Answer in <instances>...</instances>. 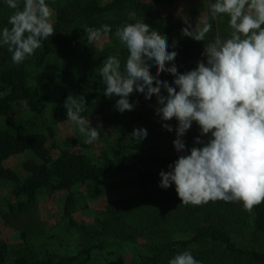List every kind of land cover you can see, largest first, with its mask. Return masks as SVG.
<instances>
[{
    "label": "rangeland",
    "instance_id": "rangeland-1",
    "mask_svg": "<svg viewBox=\"0 0 264 264\" xmlns=\"http://www.w3.org/2000/svg\"><path fill=\"white\" fill-rule=\"evenodd\" d=\"M213 2L46 0L53 9V25L61 11L69 24H61L64 31L59 33L64 37L59 38L60 45L53 43L44 57L36 50L24 63L29 83L44 96V117L54 133L47 145L53 142L57 146L51 156L59 157L61 150H68L97 166L113 164L116 168L91 180L53 182L35 189L32 195L23 192L18 198L8 194L9 185L0 186L1 248L27 243L40 259H73V264H168L184 251L191 252L200 264H264V258L254 256L264 254V230L257 225L264 220L260 219L264 213L258 216L255 209L249 213L239 203L223 201L185 205L174 186L167 190L158 187L159 172L167 171L178 158L172 144L175 131L162 129V122L154 115L155 97L146 101L143 94L134 92L129 97L130 102H138L134 110L116 111L114 104L119 97H104V85L95 72L109 55H116L123 65L128 53L114 33L118 26L134 22L128 19L129 12L144 18V9L151 21L159 22L153 29L179 48L184 72L194 69L202 59L204 45L217 35L228 36V18L209 19L212 31L203 42L181 35L185 27L182 19L187 15L193 27L199 25ZM14 11L0 0V29L10 27L8 19ZM104 24L110 25L112 32L89 44L85 28ZM50 40L44 41L49 47ZM11 65L15 64L7 47H0V68ZM150 71L156 74L155 67ZM159 79L171 83L173 77L161 73ZM69 94L85 98L87 110L82 115L100 133L92 144H85V137L67 120L63 105ZM6 115L23 122L32 118L21 101L11 103ZM33 122L37 131H42L43 124L38 119ZM167 123L175 129V120ZM26 126L27 131L30 127L28 123ZM134 128L147 129V137L133 141L130 134ZM198 135L199 129L193 124L183 137L186 148L194 146ZM27 158L25 152L5 165L21 170ZM260 205L264 210V203ZM4 264H12L11 259L6 258Z\"/></svg>",
    "mask_w": 264,
    "mask_h": 264
},
{
    "label": "clouds",
    "instance_id": "clouds-1",
    "mask_svg": "<svg viewBox=\"0 0 264 264\" xmlns=\"http://www.w3.org/2000/svg\"><path fill=\"white\" fill-rule=\"evenodd\" d=\"M5 2L15 11L8 19L10 27L0 29V47L6 46L12 63L19 65L55 34L53 9L46 0H23L22 9L21 0ZM225 16L228 36L217 35L204 45L195 68L181 73L168 37L131 11L128 19L134 22L118 26L114 33L128 53L123 65L116 55H109L95 72L104 85V97H119L116 111L134 110L138 102L129 100L134 92L146 101L155 97L154 115L162 129L175 131L172 144L178 158L159 172L158 187L174 186L185 205L223 201L239 203L251 213L264 203V0H214L199 25L193 27L191 17H183L181 35L203 42L212 31L209 19ZM111 32L107 24L85 28L89 44ZM161 73L172 76L171 83L159 79ZM63 107L85 144L99 139L98 128L82 115L87 110L84 96L69 94ZM171 120L176 121L175 129L167 123ZM193 124L199 135L188 149L183 137ZM147 135V129L134 128L130 137L139 142ZM168 264L200 262L184 251Z\"/></svg>",
    "mask_w": 264,
    "mask_h": 264
},
{
    "label": "trees",
    "instance_id": "trees-1",
    "mask_svg": "<svg viewBox=\"0 0 264 264\" xmlns=\"http://www.w3.org/2000/svg\"><path fill=\"white\" fill-rule=\"evenodd\" d=\"M63 11L60 12L57 22L54 24L55 34L49 39L50 46L43 42L40 57L47 55L53 48V43L60 45L59 38L64 37V24L68 26L64 18ZM144 21L152 28H158V21L149 19L148 10L144 9ZM63 23V25H61ZM63 27V28H62ZM69 30H66V33ZM63 43V42H62ZM64 44V43H63ZM169 44V51L178 53L175 64L178 71L183 73V67L179 59V48ZM44 96L39 88L29 83L27 78V66L25 63L11 65L6 68H0V186L7 184L11 190L9 195L18 198L21 193L32 195L35 189L47 187L51 183H58L69 180L70 183L83 180L95 179L106 172L115 170L113 164L106 166H97L87 161L80 155H75L68 150L60 152L59 157L53 158L51 150L57 146L53 141L51 125L45 120ZM21 101L25 105L32 118L26 122L8 118L7 112L11 103ZM33 119H38L39 124H43L42 131H37ZM2 121V122H1ZM28 123V130H24ZM23 128V129H21ZM34 130V131H33ZM29 154L22 163L21 170L14 169L5 163L15 162L24 153ZM121 169L125 167H119ZM256 214L259 216L264 213L261 205L256 206ZM264 217L260 218L261 220ZM260 220V221H261ZM257 223L258 227L264 230V220ZM258 259L264 258V254H254ZM6 258H10L12 264H73V259H64L61 261H52L40 259L38 252L29 244H20L3 249L0 247V264H4Z\"/></svg>",
    "mask_w": 264,
    "mask_h": 264
}]
</instances>
